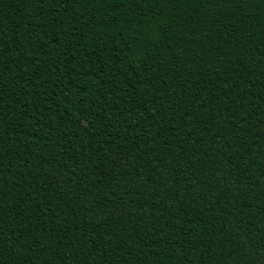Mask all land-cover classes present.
Masks as SVG:
<instances>
[{
    "label": "trees",
    "instance_id": "16d2710c",
    "mask_svg": "<svg viewBox=\"0 0 264 264\" xmlns=\"http://www.w3.org/2000/svg\"><path fill=\"white\" fill-rule=\"evenodd\" d=\"M0 264H264V0H0Z\"/></svg>",
    "mask_w": 264,
    "mask_h": 264
}]
</instances>
